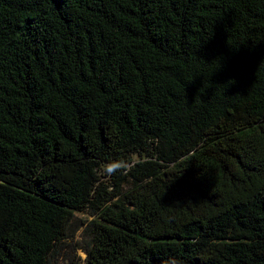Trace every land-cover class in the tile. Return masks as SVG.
Listing matches in <instances>:
<instances>
[{"label":"trees","instance_id":"obj_1","mask_svg":"<svg viewBox=\"0 0 264 264\" xmlns=\"http://www.w3.org/2000/svg\"><path fill=\"white\" fill-rule=\"evenodd\" d=\"M75 222L86 264H264V0H0V264Z\"/></svg>","mask_w":264,"mask_h":264},{"label":"rangeland","instance_id":"obj_2","mask_svg":"<svg viewBox=\"0 0 264 264\" xmlns=\"http://www.w3.org/2000/svg\"><path fill=\"white\" fill-rule=\"evenodd\" d=\"M92 218L87 213H76L74 220H91ZM78 222H75L73 227V238L68 239L61 249V256L58 259L59 264H77L85 263V254L82 252L83 238L81 236L82 228H77Z\"/></svg>","mask_w":264,"mask_h":264},{"label":"clouds","instance_id":"obj_3","mask_svg":"<svg viewBox=\"0 0 264 264\" xmlns=\"http://www.w3.org/2000/svg\"><path fill=\"white\" fill-rule=\"evenodd\" d=\"M122 167V162H110L109 164L104 166V173L107 175H113L117 171H120Z\"/></svg>","mask_w":264,"mask_h":264}]
</instances>
